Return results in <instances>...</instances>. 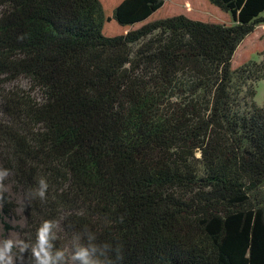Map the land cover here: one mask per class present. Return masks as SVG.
<instances>
[{
    "label": "trees",
    "instance_id": "obj_1",
    "mask_svg": "<svg viewBox=\"0 0 264 264\" xmlns=\"http://www.w3.org/2000/svg\"><path fill=\"white\" fill-rule=\"evenodd\" d=\"M166 2L0 0L13 264H38L46 221L56 264L92 245L101 264H264V66L232 67L264 0H208L228 24L194 0L153 21Z\"/></svg>",
    "mask_w": 264,
    "mask_h": 264
},
{
    "label": "rangeland",
    "instance_id": "obj_2",
    "mask_svg": "<svg viewBox=\"0 0 264 264\" xmlns=\"http://www.w3.org/2000/svg\"><path fill=\"white\" fill-rule=\"evenodd\" d=\"M166 1L165 7L155 16H153V21L172 17L182 13L181 11H183V2L185 0H180V3L178 0ZM197 1L199 2V16L202 19L206 18L207 20L208 17H213L212 19H218L219 16V18L224 19V21L221 22L222 24H228L226 19L230 20V17L221 13L218 9L211 7L208 0H194V2ZM201 21L206 22L205 20ZM248 62H251L255 65L264 66V25L257 27L256 31L241 43L234 55V61L232 60V67L235 69ZM253 88L256 92L254 102L259 107L264 106V79L253 83ZM0 191L8 196L9 201H13L17 205L14 213L12 212L9 215L1 214L0 248H3L6 242H11V247H17L21 238L20 229L23 228L25 224L24 215L19 207L22 198L21 195L15 191L14 185L8 179L3 181V186L0 187ZM4 224L10 226L11 229H5ZM7 256L11 258V262L13 264L14 256L9 252L7 253Z\"/></svg>",
    "mask_w": 264,
    "mask_h": 264
},
{
    "label": "clouds",
    "instance_id": "obj_3",
    "mask_svg": "<svg viewBox=\"0 0 264 264\" xmlns=\"http://www.w3.org/2000/svg\"><path fill=\"white\" fill-rule=\"evenodd\" d=\"M8 176V170L0 168V187L3 186L4 179ZM48 188V184L41 179L40 180V192L41 197L44 196L45 190ZM50 223L44 222L37 233V247L34 249L33 254L36 257L38 264H56L57 260L63 259L64 252L58 251L55 256L50 253L52 245L49 243V231ZM107 248L108 246L105 245ZM11 248V242H6L3 248H0V264H12L11 258L7 256ZM96 246L80 247L72 256L74 261H79L80 264H101V261L94 258L96 253ZM120 249L117 247V259H123V256L119 254Z\"/></svg>",
    "mask_w": 264,
    "mask_h": 264
}]
</instances>
